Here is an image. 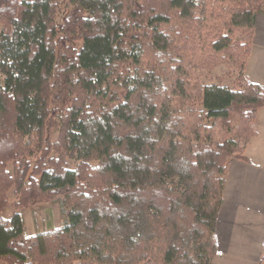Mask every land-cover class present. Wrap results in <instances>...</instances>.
<instances>
[{
	"label": "trees",
	"instance_id": "1",
	"mask_svg": "<svg viewBox=\"0 0 264 264\" xmlns=\"http://www.w3.org/2000/svg\"><path fill=\"white\" fill-rule=\"evenodd\" d=\"M262 12L0 0V214L15 209L0 217V262L212 264L228 165L264 108L245 72ZM220 64L216 82L198 73ZM40 203L64 219L27 236L19 210Z\"/></svg>",
	"mask_w": 264,
	"mask_h": 264
},
{
	"label": "crops",
	"instance_id": "2",
	"mask_svg": "<svg viewBox=\"0 0 264 264\" xmlns=\"http://www.w3.org/2000/svg\"><path fill=\"white\" fill-rule=\"evenodd\" d=\"M246 76L264 87V12L256 15ZM257 136L246 146V159L228 165L224 201L218 215V255L212 264L235 259L259 264L264 252V108L256 118Z\"/></svg>",
	"mask_w": 264,
	"mask_h": 264
},
{
	"label": "rangeland",
	"instance_id": "3",
	"mask_svg": "<svg viewBox=\"0 0 264 264\" xmlns=\"http://www.w3.org/2000/svg\"><path fill=\"white\" fill-rule=\"evenodd\" d=\"M63 14L59 16L61 20ZM80 45V44H78ZM228 65L220 64L215 69L208 71L207 69L198 70V73L203 74L207 77L206 80L216 82L218 76L224 74L228 70ZM209 75V76H207ZM209 77V78H208ZM233 81V78H229L226 81V84H230ZM15 209L13 205H9L1 214L0 217L8 219L10 218ZM24 218V230L27 236L34 235L36 231H47L52 230L56 227H59L62 224L64 215L59 203H40L30 206L25 209L19 210ZM0 264H3L0 262ZM225 264H240L239 261L232 259L227 261ZM259 264H264L262 258Z\"/></svg>",
	"mask_w": 264,
	"mask_h": 264
}]
</instances>
